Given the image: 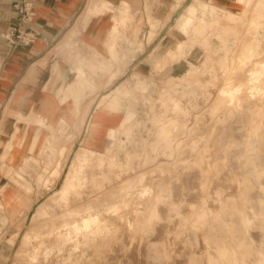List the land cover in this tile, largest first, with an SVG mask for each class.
Instances as JSON below:
<instances>
[{
	"label": "rangeland",
	"instance_id": "374dc122",
	"mask_svg": "<svg viewBox=\"0 0 264 264\" xmlns=\"http://www.w3.org/2000/svg\"><path fill=\"white\" fill-rule=\"evenodd\" d=\"M78 13L66 116L0 114V264H264V0Z\"/></svg>",
	"mask_w": 264,
	"mask_h": 264
},
{
	"label": "crops",
	"instance_id": "0c3cea01",
	"mask_svg": "<svg viewBox=\"0 0 264 264\" xmlns=\"http://www.w3.org/2000/svg\"><path fill=\"white\" fill-rule=\"evenodd\" d=\"M82 1L36 0L34 16L26 24L33 41L25 45L15 38L14 44L8 41L6 35L18 21L10 0H0V114L14 110L23 121L28 118L48 125L66 116L68 105L74 103L72 84L77 76L62 58L69 52L62 41L76 24ZM187 21L184 17L179 23ZM9 127L5 123L3 130ZM21 127L29 131L38 125L22 123Z\"/></svg>",
	"mask_w": 264,
	"mask_h": 264
},
{
	"label": "built area",
	"instance_id": "2783aa9c",
	"mask_svg": "<svg viewBox=\"0 0 264 264\" xmlns=\"http://www.w3.org/2000/svg\"><path fill=\"white\" fill-rule=\"evenodd\" d=\"M35 3L36 0H10V7L14 10L18 21L16 26L6 35L11 44H14V38L25 45L33 41V36L26 24L34 16Z\"/></svg>",
	"mask_w": 264,
	"mask_h": 264
},
{
	"label": "bare ground",
	"instance_id": "6f19581e",
	"mask_svg": "<svg viewBox=\"0 0 264 264\" xmlns=\"http://www.w3.org/2000/svg\"><path fill=\"white\" fill-rule=\"evenodd\" d=\"M4 126H5V124L3 125V128H4ZM257 196V195H256ZM257 200V199H256ZM263 200V199H262ZM258 203V202H257ZM259 204V203H258ZM263 210V209H262ZM261 243V242H260ZM262 245V244H261ZM263 247V246H262ZM262 247L261 246H258L257 248H258V250H259V253H261V254H263V250H262ZM235 258V257H234ZM237 260H235V262H236ZM238 262V261H237ZM236 264H238V263H236Z\"/></svg>",
	"mask_w": 264,
	"mask_h": 264
}]
</instances>
